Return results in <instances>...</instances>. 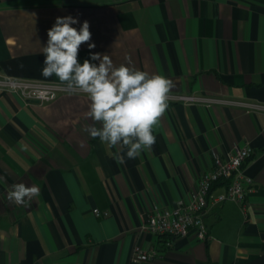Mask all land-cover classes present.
<instances>
[{"label": "crops", "instance_id": "obj_1", "mask_svg": "<svg viewBox=\"0 0 264 264\" xmlns=\"http://www.w3.org/2000/svg\"><path fill=\"white\" fill-rule=\"evenodd\" d=\"M68 15L77 30L89 22L96 45L80 46L81 64L101 53L114 66L163 75L173 83L168 109L152 148L134 159L125 149L118 164L117 149L84 130L93 123L86 94L40 103L0 88V264H264V0H0V74L65 86L41 75L42 48ZM245 142L253 151L242 166L253 181L246 211L208 201L206 239L190 230L166 246L167 237L141 232L154 204L188 202L213 156L224 160ZM19 183L40 188L30 206L8 199ZM136 244L159 253L133 263Z\"/></svg>", "mask_w": 264, "mask_h": 264}, {"label": "clouds", "instance_id": "obj_2", "mask_svg": "<svg viewBox=\"0 0 264 264\" xmlns=\"http://www.w3.org/2000/svg\"><path fill=\"white\" fill-rule=\"evenodd\" d=\"M77 23L78 18L71 15L56 18L42 48L45 59L41 75L55 76L68 90L88 96L87 115L93 123L84 130L109 150L116 148L112 158L123 164L125 149L127 158L134 159L155 144L154 129L168 109L173 83L160 74L150 75L125 64L114 66L107 54L91 53L90 59L81 64L80 46L87 43L89 49H94L96 45L90 42L89 22L84 20L79 30L72 26ZM39 196L38 186L23 183L13 184L8 192L9 201L25 207Z\"/></svg>", "mask_w": 264, "mask_h": 264}, {"label": "built area", "instance_id": "obj_3", "mask_svg": "<svg viewBox=\"0 0 264 264\" xmlns=\"http://www.w3.org/2000/svg\"><path fill=\"white\" fill-rule=\"evenodd\" d=\"M0 88L17 93L27 101L40 103L55 99L60 92H72L64 85L31 82L2 76L1 74ZM172 99L185 103H198L204 106L224 102L250 106L242 101L195 94H178ZM252 153L251 146L248 142H245L234 148L224 160L218 155H214L211 168L201 175L191 199L181 205L172 207L154 204L147 214V218L140 226L141 232L149 233L156 237H167L164 243L166 246H171L175 238L185 236L190 230H194L200 239L208 237L207 226L202 213L208 201L216 204L225 200H232L246 211L247 198L253 181L250 176L243 172L242 166ZM219 179H227L228 183L224 191L215 194L211 190V186ZM92 212L97 216L108 215L107 211H100L98 208H93ZM158 253L159 248L157 245L143 247L136 244L132 250L131 261L133 263L149 262Z\"/></svg>", "mask_w": 264, "mask_h": 264}, {"label": "trees", "instance_id": "obj_4", "mask_svg": "<svg viewBox=\"0 0 264 264\" xmlns=\"http://www.w3.org/2000/svg\"><path fill=\"white\" fill-rule=\"evenodd\" d=\"M252 156V154L247 158V160L248 159H250V157ZM246 160V161H247ZM225 183V184H227L228 183V180L226 179H219L218 181H216V182H214L213 184H212V186H211V190H213L214 189V187H216V185H218V184H220V183Z\"/></svg>", "mask_w": 264, "mask_h": 264}]
</instances>
